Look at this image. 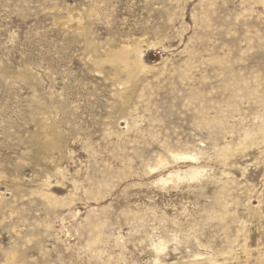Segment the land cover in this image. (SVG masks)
<instances>
[{"label": "rangeland", "instance_id": "rangeland-1", "mask_svg": "<svg viewBox=\"0 0 264 264\" xmlns=\"http://www.w3.org/2000/svg\"><path fill=\"white\" fill-rule=\"evenodd\" d=\"M263 130L264 0H0V264H264Z\"/></svg>", "mask_w": 264, "mask_h": 264}, {"label": "bare ground", "instance_id": "bare-ground-1", "mask_svg": "<svg viewBox=\"0 0 264 264\" xmlns=\"http://www.w3.org/2000/svg\"><path fill=\"white\" fill-rule=\"evenodd\" d=\"M152 45L154 46L155 44H152ZM107 47L108 48H106V50H105L106 52L104 51L105 52V55H104L105 57L102 56V57H104L103 59H93L94 56H92V60L95 63H99V64L103 63V61H105L106 63L109 62L114 67L115 70L116 69H121L119 72H117L118 76L116 75L115 77H113L115 79V81H117L119 83V81H120L119 78H120V75L122 74L121 72L125 73V78H123V80L120 81L119 85L121 84L122 86L127 87L129 85V83H131V80L136 75H138L137 73H141L140 71L145 70V69H147L149 67V66H147L148 64H146L144 62L145 61L144 58H143L144 53H143V50L141 49L139 41H132V42L129 41L128 43L123 44L122 46L120 45V47H118L117 49H114L113 47H112L113 49H111V48L109 49V46H107ZM92 51H94V49ZM95 51H97V50H95ZM95 63H94V65H95ZM96 65H95V67H96ZM152 67H154V66H152ZM97 69H98V67H97ZM119 95H120V93H119ZM122 95L124 96V94H122ZM262 134H263V138H264V130L262 131ZM174 157L185 158L187 160H193L194 159V157L191 156L190 154H176V155H174ZM56 168L57 167L55 166V169ZM58 168H60V167H58ZM56 170L58 171V169H56ZM59 170H61V169H59ZM190 174H191L192 178H194V177L196 178V176L201 174V168L199 166H191ZM211 261H214V260L212 259Z\"/></svg>", "mask_w": 264, "mask_h": 264}]
</instances>
